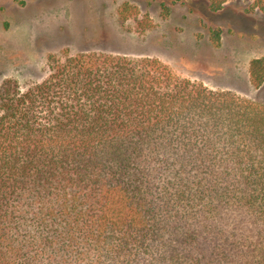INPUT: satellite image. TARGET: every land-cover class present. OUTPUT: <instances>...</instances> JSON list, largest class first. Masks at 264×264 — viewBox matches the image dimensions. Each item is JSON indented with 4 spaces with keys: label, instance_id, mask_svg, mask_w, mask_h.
<instances>
[{
    "label": "trees",
    "instance_id": "obj_1",
    "mask_svg": "<svg viewBox=\"0 0 264 264\" xmlns=\"http://www.w3.org/2000/svg\"><path fill=\"white\" fill-rule=\"evenodd\" d=\"M141 16L118 11L153 29ZM249 79L264 87V56ZM0 264H264V105L102 52L51 54L39 83L5 79Z\"/></svg>",
    "mask_w": 264,
    "mask_h": 264
},
{
    "label": "rangeland",
    "instance_id": "obj_2",
    "mask_svg": "<svg viewBox=\"0 0 264 264\" xmlns=\"http://www.w3.org/2000/svg\"><path fill=\"white\" fill-rule=\"evenodd\" d=\"M253 2L227 0L213 13L206 0H0V84L44 81L48 56L68 49L157 58L182 78L264 105V87L249 79L250 62L264 56V12ZM123 3L148 14L154 28L121 24ZM214 28L219 47L210 40Z\"/></svg>",
    "mask_w": 264,
    "mask_h": 264
}]
</instances>
